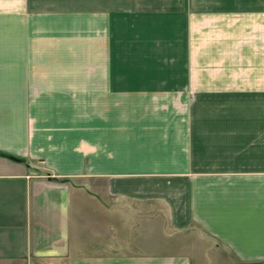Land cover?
Returning <instances> with one entry per match:
<instances>
[{
    "label": "crops",
    "instance_id": "0c3cea01",
    "mask_svg": "<svg viewBox=\"0 0 264 264\" xmlns=\"http://www.w3.org/2000/svg\"><path fill=\"white\" fill-rule=\"evenodd\" d=\"M112 1L0 0V264H264V0Z\"/></svg>",
    "mask_w": 264,
    "mask_h": 264
},
{
    "label": "rangeland",
    "instance_id": "374dc122",
    "mask_svg": "<svg viewBox=\"0 0 264 264\" xmlns=\"http://www.w3.org/2000/svg\"><path fill=\"white\" fill-rule=\"evenodd\" d=\"M128 4H125V2L113 0L112 1V8H113V35L112 40L113 43L119 44V43H126L129 45H133L139 41H142V39L139 38V35H137L136 31V16L135 12L128 11L127 14H124L123 12H117L114 13V10H119V7L128 5L129 10L134 5V0H127ZM242 1V0H241ZM122 3V4H120ZM241 10L244 8L246 9V3L241 2ZM224 14L221 16H218L216 19L208 18L207 26L213 27V30H208L206 32V38H212V39H221L225 37V34L227 30H224L227 28V26L233 25L234 27L239 28V35H236L234 31V36L229 35L226 38V42L229 44L236 41V37L239 38V62L240 67H232L228 68L229 70L224 71V69H221L222 72L228 73V74H246L247 73V59H246V48H247V27H248V20L246 17V13H240L239 18H230V17H223ZM207 22V21H206ZM235 49V48H234ZM130 54H134V51H129ZM235 55V54H234ZM220 69V68H219Z\"/></svg>",
    "mask_w": 264,
    "mask_h": 264
}]
</instances>
